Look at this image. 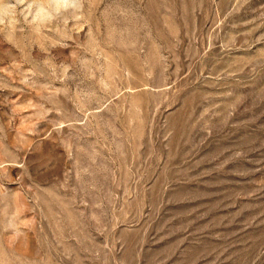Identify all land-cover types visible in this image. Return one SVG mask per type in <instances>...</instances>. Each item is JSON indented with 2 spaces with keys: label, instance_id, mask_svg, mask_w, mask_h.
I'll return each instance as SVG.
<instances>
[{
  "label": "rangeland",
  "instance_id": "obj_1",
  "mask_svg": "<svg viewBox=\"0 0 264 264\" xmlns=\"http://www.w3.org/2000/svg\"><path fill=\"white\" fill-rule=\"evenodd\" d=\"M0 264H264V0H0Z\"/></svg>",
  "mask_w": 264,
  "mask_h": 264
}]
</instances>
